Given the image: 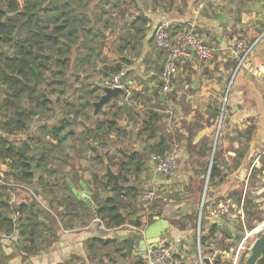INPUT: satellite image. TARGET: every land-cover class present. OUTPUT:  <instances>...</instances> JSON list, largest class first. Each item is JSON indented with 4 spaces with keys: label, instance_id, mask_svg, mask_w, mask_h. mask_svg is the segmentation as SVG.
I'll return each mask as SVG.
<instances>
[{
    "label": "crops",
    "instance_id": "crops-1",
    "mask_svg": "<svg viewBox=\"0 0 264 264\" xmlns=\"http://www.w3.org/2000/svg\"><path fill=\"white\" fill-rule=\"evenodd\" d=\"M97 2L100 3L91 9L95 15L99 16L100 8L104 7L105 1L95 0V3ZM117 3L114 1V8ZM118 14L120 16L119 12ZM125 14L126 21L122 25L124 34H119L123 42L115 49L108 46V52L114 51L112 61L115 66L113 67L121 65V69H125L129 85L135 93L138 92L140 99L144 98L143 105L151 100L154 88H159L160 91L159 77L165 64V53L155 50L153 45L154 31L159 22L164 19L172 20L173 32L184 27L194 28L214 48V55L209 60L192 59L180 63L179 72L174 77L171 89L174 93L165 98V102L168 105L170 103V107L175 109L177 123L172 125L174 121L172 122L169 115L163 116L160 113L164 117L163 131L165 132L161 136L163 140H166L164 144L166 152H171L174 142H178L175 138L171 144L168 134L176 132L182 139L180 144L178 142L176 150L178 169L180 159L185 162L189 158L188 149L186 151L184 145L186 141L198 146V148L189 146L191 150H196L197 155L191 158L196 168L187 166L185 172L187 171L189 175L184 174V176L192 177L193 173L198 172L196 180L200 185L207 160L206 150H213L215 154L210 166L214 161L212 168H217L219 171L212 179L207 195L211 201H226L232 198L238 201L244 195L251 168L249 163L260 165L261 158L264 156V37L258 42L252 56L241 67L232 82L237 60L232 56L230 46L237 39H244L246 42L255 40L264 32V0H127ZM116 19L113 21L116 25L115 29L114 27L109 29L111 34L114 30H118ZM100 30L106 35L103 27ZM106 36L102 37L104 44ZM99 59L101 58L97 57L92 61L97 71L105 63H100ZM109 77L110 75L104 78L102 73H99L91 78L89 83L100 87L94 93L102 94L104 82ZM153 103H155L154 98ZM224 105H226V114L224 123L222 121V132L216 134L213 131L214 124L212 126L207 119L205 121L203 118L210 117L211 122L215 123L218 119L216 113L220 112ZM194 116H199V119ZM173 126H176V131ZM76 131H79V128ZM67 132V136L71 139L61 135V142L57 139L53 141L52 162L56 165L69 164L67 173H64L67 179L80 191H83L81 182L84 181L91 191L93 203L98 206L96 200L112 195L113 191L108 188L104 192H101V189L97 192L95 184L97 180L93 177V172L75 164L74 158L69 156L67 158L70 159L67 161H61V151L64 149L76 150L80 154L87 152L85 146L88 142L87 135H85L86 140H82L76 139L78 135L73 134L72 128H66L62 134ZM153 145L154 149L155 144ZM90 150L93 151L95 159L102 158L103 161L104 154L101 153V146L96 144ZM135 152L144 153V151ZM79 156L76 159L78 164L83 160L82 162L89 165L85 157ZM107 158L109 160V157ZM142 163V169L138 174L133 170L132 176L127 175V179L124 180L125 185L138 189V195L132 199L128 196L123 197L127 204L124 212L130 219L139 220L141 225L127 224L121 228L146 231L150 225L165 219L169 223L168 228L163 225L155 228L153 236L161 232L160 244L175 245L187 264H197L196 241L194 242L197 229L195 228L194 232L193 220L198 210V200L195 198L186 205L185 202L174 204L162 201L161 199L166 200L164 191L171 187L170 183L176 179L175 174L178 169L174 177L163 178L150 157H143ZM54 174V191L59 193L56 189H62V184H67L66 178L63 176L65 181L61 184L57 179L59 169H56ZM182 177L183 174H179L178 178ZM105 179L103 181L107 182ZM5 180L12 181L10 177H5ZM140 188H144L145 192L152 188L157 189L156 200L154 199L148 208L141 200L140 195L143 193L140 194ZM35 189L42 197L44 188L38 184ZM202 190L204 191V188ZM70 193L71 190L68 189L66 194ZM66 194L65 196H68ZM1 196L7 203L9 202L10 195L2 193ZM19 201L22 204L25 202L22 198ZM130 203L133 207L129 205ZM58 205L59 210L63 211L62 219L58 222L45 220L44 236L38 237L35 241L29 238L23 239L27 238L25 236L20 237L23 239V245L20 246L22 250L17 256L11 258L8 251H4V256L8 257V260L5 258L7 264H136L140 260L148 264L146 249H143L146 243L141 242V239L135 236L129 237L127 233L118 235L115 230H101L98 224L93 223L92 219L98 215L96 206L92 208L86 203L80 204L75 210H69L70 208L65 210V205L61 203ZM205 220L202 222L204 235L207 236L205 249L209 244L217 247L218 241L223 236L231 239L228 231L230 226L226 220L210 217ZM214 224H218L221 229L212 234ZM237 229L235 228L234 231ZM18 235H20L19 232ZM149 239L146 237V241ZM26 247H35L36 251L29 253Z\"/></svg>",
    "mask_w": 264,
    "mask_h": 264
},
{
    "label": "rangeland",
    "instance_id": "rangeland-1",
    "mask_svg": "<svg viewBox=\"0 0 264 264\" xmlns=\"http://www.w3.org/2000/svg\"><path fill=\"white\" fill-rule=\"evenodd\" d=\"M104 1H105L104 7L102 6L100 9H101V13L103 11L106 12L105 15L100 18V25L101 27H103V30L105 31L107 36L105 38L106 40H105V47L103 48L104 50H102V55L99 56L101 58L99 59V61L100 63L105 62L106 64L104 63L103 66H101V69L97 71L95 70V67L92 65L94 62L86 61L84 64H79V60H75L74 64L71 67V65L69 64L70 60L67 57H65L64 59L66 60L65 66L61 68L60 67L61 61L58 58L60 51L59 49L60 44L54 46L53 48L49 46L45 53V56H47L45 57L46 67L41 64V69H43V72H40L42 73L41 74L42 79L46 81L44 83H42V81L40 82L39 89H44L46 92L53 94L52 96L56 98L54 108L52 110H50L49 108L42 110L41 116L32 118L30 120L29 128L22 132L13 131L4 128L3 113L0 110V135L3 134L7 136L10 139L11 143H13L17 148H22V149L25 148V150H27V158L37 165V167L34 168V173H35L34 178L27 183H22V182H18L15 178L17 168L13 166L14 163L9 164L6 162L5 158L0 159L1 162L0 176L2 172L5 170L2 176L10 177L12 179V181L5 180L8 185H4V184L0 185V198L4 200L3 196H1L2 193H7L8 195H10L9 196L10 199L8 202L9 208H5L6 206L4 208L1 207L0 211L8 212V214L11 217H13V220L17 219L16 212L13 211V209L17 205L22 206V202L19 201L20 198L25 200L24 204H32L33 201L37 202L38 206L33 204L32 207L34 206V208L36 207L39 208L36 210L40 211L39 215L42 214L41 217L43 220L46 218L45 220H50L51 222H58V220L62 219L63 211L59 210L58 203L61 204L63 203V205L65 206L68 203H70V200L63 193L65 190L68 191V188L66 185L62 184L65 181L63 174L67 173L66 169L68 168L69 164L62 163L60 165H56L55 163L52 162L53 161L52 155H50L49 158L47 156L43 157L42 151H45L46 153L47 151H49V149L51 148L50 144H52L51 137H53L52 135L53 127L57 125L55 128L58 129L59 127L58 125L62 124L63 120H65V125L63 126H65L66 128H72V130H74L73 134L77 133L78 136H76V139L79 138L82 140H86L85 133L87 130H89L87 134L90 135L87 137L88 142L85 143L86 144L85 146L87 148L86 153L80 154V152H77L76 150L67 151L64 149L63 151H61L63 157V159L61 157V161L63 162V161H67V159L74 158L75 164L80 165L83 169L87 168V170L93 172V177L97 175L100 178V180H104L103 177H104V173L106 172V162L105 160L102 161V158L95 159L96 157H94L93 151L90 150V146L93 147L96 146V144L101 146L102 149L101 153L104 154L103 158L108 159L107 156L110 157V159L114 163L112 165L114 171L119 172V170L122 169L121 162H125L127 167L125 171L127 175L132 176V171L134 170L132 155L135 153V151H141V152L144 151L143 157L149 158L150 152L154 151V149L152 148V146H154L153 144H156L158 139L161 137V134L165 133L163 131L164 130L163 116L169 115L168 117H170L172 122L174 121L172 125H176L177 123L175 121L176 118L175 109H172L170 107V103L168 105L165 102L166 96H172V93L174 92L169 91L168 93H163L161 91V87H160V91L159 88L158 89L154 88L155 91L151 95V100L149 101L148 104L143 105L142 102L140 101V98H136L134 93L133 105L130 106L127 105L125 103L124 97H118L116 99L109 101L105 105V107L101 108L98 114L94 116L93 114L94 106L92 104V101L99 100L100 98L99 93L98 92L94 93V91L100 87L95 86L93 83H89V81L91 80L92 77L97 76L99 73H102V76L104 78L107 77L108 75L111 76L112 71H110L109 68L115 66L114 61H112L114 57V51L108 52L109 49L108 46H112L114 47L113 49H115L118 45L120 46L121 42H123L121 41L122 37L119 36V34H124L122 25L123 22L126 21L125 13L127 9V0H104ZM114 1L118 2L115 8L114 6H112V3ZM44 5L46 6V3ZM9 8H10L9 0H3L0 2V10L7 13L9 12L7 11L9 10ZM118 12L120 13V16ZM115 19L117 20L118 30L117 31L114 30L111 34L109 29ZM50 25L52 24L50 23ZM14 37L25 38V36H20V35H14ZM56 39L57 40L59 39V35L56 36ZM13 42H15V39L13 40ZM83 50H85V48L81 49V51ZM16 52L17 50L15 49V47L9 45L6 46L4 45V43H0V55L5 54L3 56L6 55L15 56L17 54ZM40 59L41 61H43L44 57H41ZM96 64L99 65V63ZM68 70L69 71L72 70V73L70 75H68L69 73ZM62 77H64L68 81L67 96L65 94L59 96V94L62 92V86L58 83L57 80L58 78H62ZM1 91L4 92V87L1 88ZM81 94L83 95L81 96ZM1 95L2 94H0V100L2 97ZM153 98L155 100V103H153ZM125 107L132 109L127 110L125 109ZM169 111H172V114ZM154 113L155 114L161 113L163 116H160V118H158L156 123H154V120H152L151 123H147L148 120L153 118ZM225 114H226V105H225ZM194 117L199 119V116H194ZM203 119L205 121L207 119L209 121L208 123H210L211 125L214 124V128H213L214 133L219 134L220 132H222V128H223L222 125L224 123V120L223 123L222 122L220 123V117H218L215 123L211 122L210 117ZM152 123L155 124L156 128L158 127L161 130L157 132L156 131L152 132L150 128ZM92 125H95L96 127H91ZM99 125H103V126L100 127ZM108 125L111 126L109 129L107 128ZM77 128H79V131H76ZM92 128H98L99 132L97 134L90 133ZM175 128L176 126H173L174 131H176ZM63 132L64 129L59 130V134H60L59 137H61V135L62 136L65 135L62 134ZM168 135L171 144L173 143V140L175 138L178 140L179 144L181 143L182 139L177 135L176 132ZM69 138L70 137H68V139ZM184 145L186 147V151L188 149L189 158L185 160V162H183L180 159V168L175 174L176 176L175 175L170 176V177L175 176L176 179H174L172 183H170L171 187L167 191H164L165 192L164 197L166 198V200L164 199L161 200L167 201L168 203L173 202L174 204L185 202L186 205L189 201H192L196 198V200H198V206H197L198 210H196V216H194L195 220H193V225L195 224L194 225V232H195V228L198 229L199 226H201L202 228V222H204V220L207 217H209V215L207 214V208H205L203 219L199 221V212L201 210V206L203 203L202 201L203 193L205 191V186L207 184V174L209 171L208 167H210V163L213 160V156L215 153H213V150H206L207 160H206V165L204 166L205 170L203 172V179L200 185L198 180H196L198 172L193 173L192 177L184 176V174L189 175L187 171L185 172L187 166H192L193 168L195 166L196 168L195 163L191 162L192 156L197 155L196 150H191L189 146L191 145L192 147H197V148L198 146H194L188 141H186ZM72 154H74V156H72ZM79 155L85 157L86 158L85 160L89 161L88 162L89 165H86L85 162H82L83 160L78 164L76 159ZM69 156L70 158H67ZM44 160H46V162ZM261 160H262L261 164L255 165L254 167V171L256 173H260V177L257 178L252 177L249 182V188L254 187L253 189H257L258 193L250 192L249 196L255 200L254 204L258 205L257 209L259 210L258 213L259 217L264 218V156L261 158ZM49 163H53L54 170L59 169V174L57 176V179L62 184V189H56L57 191H59V193H55L54 191L55 180L53 177L55 176V174L53 175L52 173L51 176L47 174L49 173V170L47 169ZM3 164L5 165L3 166ZM75 164L73 166L76 168ZM84 164L86 166H84ZM249 165L252 166L250 163ZM191 171L193 170L191 169ZM45 174L47 175V177ZM179 174H183V177L178 178ZM42 175L44 176V180L41 181L39 178ZM159 175L162 176L163 178H166L165 175H163L162 173H159ZM107 179L108 178H106L105 180ZM211 182L212 181L208 179L207 189L210 186ZM38 184L44 188V192L42 193L41 198L44 203L47 202L46 205L39 204V202L35 199V196H33V190H34L33 187H38ZM95 186L96 185H94V187ZM202 188H204V191L202 190ZM100 189H101V184H100V188L97 187V192ZM104 191L105 190L101 189V192ZM139 191L140 194L145 192L144 188H140ZM209 193L210 191L208 190V194ZM210 201L211 198L208 197L207 195L205 204H208ZM129 205L133 207L132 203H130ZM236 211H238V209H236ZM227 222L230 223L231 226H233L234 228H238L239 226H241L239 221L232 223L229 219H227ZM263 223L264 220L259 221L254 216H250L246 213V228L244 226H241L240 229H238L237 231L238 234L243 233L244 232L243 228H245L246 229L245 233L249 232L250 235L248 237L246 246L242 251L241 260L239 264H244L247 257L251 254V246L253 245L256 238L262 233L259 230L262 228L260 227V225ZM195 238H196V234H195ZM23 239H21L20 236H18V231H16L13 235L9 237L2 236L0 241L1 245L3 246V248L0 250L1 255L4 256L3 252L7 250L8 255L11 258L13 256H17L18 252L22 250L20 246L23 245L22 244ZM45 241L47 242L48 240L46 239ZM234 241L235 239L232 240V239H228L226 236H223L218 241L217 247L212 246V244H209L208 247L206 245V249H204L205 255L206 256L213 255L212 256L213 264H232L238 246L237 241L236 242ZM5 263L6 260L3 259L2 264Z\"/></svg>",
    "mask_w": 264,
    "mask_h": 264
},
{
    "label": "trees",
    "instance_id": "trees-1",
    "mask_svg": "<svg viewBox=\"0 0 264 264\" xmlns=\"http://www.w3.org/2000/svg\"><path fill=\"white\" fill-rule=\"evenodd\" d=\"M47 0H38V6L41 11L42 5ZM59 0H50L49 3L51 6L54 7V30L53 34L55 36L59 35V39H55L53 36L50 35L49 40L54 42V46L60 44L59 46V60L61 61V68L65 66L66 60L65 57H67L70 62L69 64H74L75 60H79V64H84L86 61H93L97 57L101 56L102 50L105 46L104 42L102 41V37H105L106 35L103 34V32L100 30L101 25L100 18L105 15L106 11H103L101 15L97 16L93 13V8L98 3H95V0H69V2H66L65 0L62 2V6L59 5ZM94 1V3H93ZM16 2V1H15ZM112 6H114V2L112 3ZM47 9V7L45 8ZM14 11L17 10L16 7L13 8ZM28 13V20L25 24V27L30 29V31H33L34 37L27 41V43H23V45L19 46L18 49V56H14L11 58H8L9 60H17L18 58H21L23 60H28L29 63L37 61L39 57H47L45 54H42V48H39V45H42L43 43H47L48 35L45 34V29L42 27L39 22L43 19L40 15H35L34 18L31 14L34 13V11L30 8L27 10ZM13 20L15 18H12ZM34 21V29L39 28V32H34L32 30V22ZM16 25V23L14 24ZM67 26L68 28H65ZM115 23L113 22L110 26V29L112 27H115ZM13 36L12 31H8L5 34V37L10 38ZM64 41V42H63ZM36 46L35 54L33 52V48ZM82 48H85L84 51H81ZM29 63L26 67H29ZM64 63V64H63ZM40 64H44V62H40ZM25 69V66H23V71ZM112 73L118 72L121 70V65H117L116 67L109 68ZM31 74H33V71L30 70ZM13 84H15V79L12 78L9 80ZM160 83V81H159ZM160 85V84H159ZM160 87V86H159ZM135 91L133 90V94ZM135 97L139 98L138 92L135 93ZM134 98V96H133ZM144 100L140 99L142 102ZM124 107V106H123ZM129 107V106H128ZM127 110H131L132 108H126ZM161 114L154 113L153 118L148 120L147 123H151L152 120H154V123L157 122L158 118H160ZM152 123L151 125V131L157 132L160 129L155 127V124ZM67 126V125H66ZM102 127L103 125H99ZM98 127V128H100ZM111 126H107L109 129ZM98 128H92L90 133L97 134ZM62 129H66L65 126H63ZM106 129V128H105ZM60 129L55 130V135L58 137ZM89 131V130H88ZM87 131V132H88ZM87 137L90 134H87ZM68 135V132L65 133L64 137ZM61 138L59 142H61ZM166 140H163V136L160 137V139L156 142L154 151L160 152V153H166V150L164 148ZM56 147V146H55ZM89 147V146H88ZM57 148V147H56ZM93 147L90 146V149ZM54 151V146L52 148V152ZM104 157V156H103ZM109 157V156H107ZM5 158L8 160H11L12 163H14V167L17 168V172L15 174V178L18 182L27 183L31 181V179L34 178L33 170L35 166L33 165L31 160H28L26 151H24L22 148H17L15 145L10 143L8 139L0 136V159ZM142 159H143V153L135 152L132 155V162L134 163V171L138 174L142 169ZM105 159H103L104 161ZM9 163V161H6ZM109 163L113 165V161L109 157ZM122 169L119 170V174L121 176V182L119 184H114L112 179H107V182H104L103 180H100V178L95 175V180L97 182L95 183L98 188L107 190L108 188H111L110 190L113 191L112 195H106L102 198H98L96 201L98 203V208L96 210L97 216L101 217L104 223L107 225V227L110 228H116L121 227L127 224H133L136 226H140L141 222L139 220L130 219L129 216L124 212V208L127 206V204L124 201V196H128L131 199L135 198L138 195V189L134 188L133 186L125 185L124 180L125 176L127 175L125 169L126 163L121 162ZM54 169H49L48 175L51 176L52 173H54ZM219 170L217 168L211 169L210 174V181L214 178L216 172ZM159 172V171H158ZM161 173V172H160ZM105 179V177H103ZM40 180H44L43 176H41ZM99 184V186H98ZM67 188L68 185L66 184ZM157 196V195H156ZM155 199V198H154ZM255 200L248 196V199L246 201V213L250 216H254L259 221H263V217H259L258 213L259 210L257 209V204H254ZM9 203L5 202V200H2L0 198V208L5 207L9 208ZM72 203H68L66 206L69 208V210H75L77 208L76 205H71ZM63 205V203L61 204ZM67 208V209H68ZM36 209L32 207V204H22V206L17 205L13 209V211H20L21 217L19 216L16 220H13V217H11L8 212L0 211V241L1 237H4L5 233L6 235H13L16 231L19 232L20 237L25 236L26 239H31L32 241L37 240L38 237L44 236V230L46 228V222L45 219H41V215H39L40 211H37ZM14 213V212H13ZM24 217H23V215ZM25 220V222L22 223V221ZM221 228L218 224H214L212 228V234H215L218 230ZM6 237V236H5ZM233 238V237H229ZM235 242V241H234ZM0 250L3 248V246L0 243ZM27 251L29 253H33V251H36L35 247H26ZM4 255V252H3ZM8 257L2 256L0 251V264L3 263V259ZM7 264V263H5ZM136 264H145L143 261H137ZM258 264H264V255L262 259L259 260Z\"/></svg>",
    "mask_w": 264,
    "mask_h": 264
},
{
    "label": "built area",
    "instance_id": "built-area-1",
    "mask_svg": "<svg viewBox=\"0 0 264 264\" xmlns=\"http://www.w3.org/2000/svg\"><path fill=\"white\" fill-rule=\"evenodd\" d=\"M264 37V32L261 33L257 39L250 42H246L244 39H237L230 46V51L232 56L237 60V66L232 77L231 82L234 80L235 76L239 73L241 67L250 59L252 56L258 42ZM154 48L157 51L165 53V64L161 71L159 81L161 91L163 93H168L171 91L173 86L174 77L179 72V65L181 62L192 59L199 60H209L214 55V48L212 45L199 33H197L194 28L184 27L175 32H173V21L169 19H164L155 28L154 31ZM127 73L125 69H121L118 72L112 74L107 78L104 84L109 86H119L125 90L123 95L126 104L133 105V89L127 81ZM172 114V111H169ZM225 117V105L223 106L222 112V121ZM178 142L175 141L173 149L171 152L160 153L152 151L149 154L151 161L156 166L157 171L161 172L165 176H172L176 173L179 162L178 155L176 150L178 148ZM212 165L209 168L207 174V184L203 194V203L201 210L199 212V221L203 219L204 209L207 208V214L210 218H222L227 221L229 219L232 223L239 221L241 226L246 228V201L250 192L258 193L257 189L249 188V182L252 177H260V173L254 171L256 164H253L249 170L246 185L244 189V195L238 201L230 199L228 201H211L208 204H205L207 199V186L208 179H210ZM8 185L4 179H0V185ZM19 185V184H18ZM249 188V190H248ZM257 188V187H256ZM157 195V189H149L141 195V200L144 203L145 207L148 208V205L154 200ZM238 209V211H236ZM20 215L19 211H16V217ZM225 217V218H224ZM227 218V219H226ZM93 223L98 224L99 229L101 230H115L121 227L110 228L104 223L101 217L96 216L92 219ZM228 223V222H227ZM230 229L228 231L231 233L238 232L241 226L238 227L236 231L230 223H228ZM243 228V233L237 234L240 236V239H235L237 241V250L233 258L232 264H239L241 260L242 251L244 250L249 232H246V229ZM4 236H7L3 233ZM204 231L201 226L197 229L196 233V249H197V264H207L206 258L210 259V263L213 264L212 256L205 255V240L203 238ZM232 239V238H231ZM232 239V240H233ZM146 261L148 264H187L185 258L178 252L177 248L173 244H158L157 246H148L146 249Z\"/></svg>",
    "mask_w": 264,
    "mask_h": 264
},
{
    "label": "flooded vegetation",
    "instance_id": "flooded-vegetation-1",
    "mask_svg": "<svg viewBox=\"0 0 264 264\" xmlns=\"http://www.w3.org/2000/svg\"><path fill=\"white\" fill-rule=\"evenodd\" d=\"M1 1L3 0H0V2ZM49 1L50 0H47L45 2L46 6L44 5L45 3L42 5V9L40 11L38 6V0H9L10 8L9 10H7L9 12L5 13L4 11L0 10V43H4V45L6 46L9 45L15 47V49L17 50L16 53L18 54L19 46L20 45L22 46L23 43H27L28 40L34 37L32 33L33 31H30V29L25 27V24L27 23L28 20L27 10L31 8L34 11V13L31 14L33 18H34V14L42 16L43 19L41 20V22H39V24L42 25V27L45 29V34L48 35L47 43H43L42 45H39V48H42L41 49L43 51L42 54L46 53V50L48 49L49 46L53 48L54 42L49 40V37L51 35L56 39V36L53 34L54 7L50 5ZM63 1L64 0L58 1L60 6H62ZM65 1L69 2V0H65ZM14 7L17 8L16 11L13 10ZM46 7L47 9H45ZM12 18L15 19L13 20ZM15 23L16 25H14ZM50 23L52 25H50ZM65 28L68 27L65 26ZM31 29L34 30V32L37 33L39 32V28L34 29V21L32 22ZM8 31H12L13 34V36H11L10 38L5 37V34ZM14 35L25 36V38L24 37L16 38L14 37ZM14 39L15 42H13ZM35 51H36V46L33 48L34 54ZM17 54L15 56H18ZM3 55L5 54L0 55V94H2L0 100V110L3 113V119H4L3 126L4 128L13 131L22 132L29 128L30 120L32 118L41 116L42 110L48 108L52 110L54 108L56 98L52 96L53 94L46 92L44 89H39L40 82L42 81V83H44L46 81L42 79V75H41L42 73H40L43 72V69H41L40 62L44 61V64L42 65L46 67L45 57L43 61H41L40 59L41 57H39L37 61L29 63L28 60H23L21 58H18L17 60H9L8 58L14 56H7V55L3 56ZM28 63H29V67H26ZM23 66H25L24 71H23ZM30 70L33 71V74H31ZM68 75H70V71ZM12 78L15 79L16 81L15 84L9 81ZM57 81L62 86V92L59 94V96L64 94L67 96L68 81L64 77L58 78ZM2 87H4V92L1 91ZM82 95L83 94H81V96ZM127 105L130 106V104ZM63 125H65V120L62 121V124L58 125L59 126L58 129L61 130L63 128ZM56 126L53 127L54 134L52 132L53 137H51V142H52V144H50L51 148L49 149V151H47V153L45 151H42L43 157L47 156L49 158V156L52 155L51 153L54 145L53 141H55L56 139L59 141L60 140L59 138H61L59 137L60 136L59 133H58V137L57 135H55V130L57 129L55 128ZM91 127H96V126L92 125ZM0 136L8 139V141L11 143L10 139L7 136L3 134H1ZM23 150L26 151V155H27V150H25V148ZM6 161H9V164L12 163L11 160L6 159ZM44 161L46 162V160ZM4 165L5 164H3V166ZM33 165L37 167L36 164L33 163ZM50 168L54 169L53 163L48 164L47 169L49 170ZM3 172L0 176V179L5 180V177L2 176ZM33 188H34L33 196H35V199L39 202V204L46 205L47 202L44 203L42 201V198L40 197L38 190L35 189V187ZM33 204L37 205V202L33 201L32 205Z\"/></svg>",
    "mask_w": 264,
    "mask_h": 264
},
{
    "label": "water",
    "instance_id": "water-1",
    "mask_svg": "<svg viewBox=\"0 0 264 264\" xmlns=\"http://www.w3.org/2000/svg\"><path fill=\"white\" fill-rule=\"evenodd\" d=\"M124 94H125V90L122 87L109 86V85L104 84L102 87V94L99 95L100 96L99 100L92 101V104L94 106V112H93L94 116H96L99 110L105 107V105L109 101L116 99L118 97H123ZM222 112H223V108L221 109L220 112L216 113V115L220 117V123L222 122V119H221ZM105 162H106V172L104 173V177L112 179L114 184H119L121 182V176L119 172L114 171L108 159H105ZM63 176H65L66 178L68 189L71 190L70 194H66L67 191L63 193L64 195L65 194L68 195L66 197L71 200L70 203L73 202V204L71 205H76L78 207L80 204L87 203L92 208H95V206L96 208H98V206L93 203V200L91 199V191L84 181L81 182V185L83 186V191H80L77 188V186H75L74 183H72L69 179H67L66 174H64ZM125 178L127 179V176H125ZM64 208L66 210V208L68 207L64 206ZM69 208L71 207L69 206ZM162 225L168 228L169 223L167 220L163 219V220H159L155 222L154 224L150 225L146 231L141 230V229H133V228L131 229L119 228V229H115V231L118 235H123L127 233L129 237L135 236L136 238L141 239V242L146 243V246L143 249H147L148 246H157L158 244H160L161 239H162L161 238L162 233L160 232L159 234H157L158 233L157 232L156 233L157 235L155 237L153 235L155 233L154 231L155 228L161 227ZM261 225H262L261 226L262 228L259 231H261L262 233L256 238L253 245L251 246V254L247 257L244 264H258L259 260L262 259L264 255V223ZM231 234L236 239L238 240L240 239V236L236 235L235 233H231ZM146 237L150 239L146 241ZM203 238L205 240L207 239V236L204 235ZM206 262L207 264H210V259L206 258Z\"/></svg>",
    "mask_w": 264,
    "mask_h": 264
},
{
    "label": "bare ground",
    "instance_id": "bare-ground-1",
    "mask_svg": "<svg viewBox=\"0 0 264 264\" xmlns=\"http://www.w3.org/2000/svg\"><path fill=\"white\" fill-rule=\"evenodd\" d=\"M261 226H262V225H260V227H261ZM260 227H259V228H260ZM252 233H253V232H252Z\"/></svg>",
    "mask_w": 264,
    "mask_h": 264
}]
</instances>
